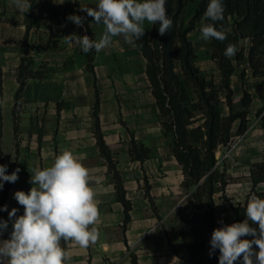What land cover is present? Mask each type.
Segmentation results:
<instances>
[{
    "label": "crops",
    "instance_id": "0c3cea01",
    "mask_svg": "<svg viewBox=\"0 0 264 264\" xmlns=\"http://www.w3.org/2000/svg\"><path fill=\"white\" fill-rule=\"evenodd\" d=\"M97 3L31 0L30 10L22 13L12 0H0V165H7L6 174L20 169L19 179L11 184L3 203L4 186L0 189V208H8L0 211V219L8 221L0 240L9 239L12 232L8 212L17 208V216L24 214L14 193L27 194L36 187L30 183L31 171L51 167L67 150L89 170V186L99 202V220L93 226L100 236L87 249L65 241L64 249L71 253V260L65 264H186L172 249L171 243L177 245L181 236L179 222L170 220L186 197L184 174L172 151V136L162 124L146 56L137 43L132 47L122 36L114 37L100 52L93 49L87 54L64 38L75 33L100 39L104 25L94 23L80 10L81 6L94 8ZM72 14L85 17L83 27L67 19ZM28 28L29 44L25 49ZM24 53L34 59V69L42 70L43 75L26 84L16 120L15 93ZM97 95L100 130L131 203L127 221L125 205L117 197L114 174L96 135ZM252 96L254 99V93ZM134 140L149 148L148 156L139 159L132 154ZM256 149H252L255 158L250 159L245 172L247 189L252 184L250 167L264 160V143ZM256 191L264 192V181ZM256 191H247L246 200L238 198L234 206L257 196ZM220 203L219 199L217 218L224 226L233 224L235 209ZM249 225L258 229L250 220ZM254 249L258 251L255 245ZM235 264H243L242 258Z\"/></svg>",
    "mask_w": 264,
    "mask_h": 264
},
{
    "label": "trees",
    "instance_id": "16d2710c",
    "mask_svg": "<svg viewBox=\"0 0 264 264\" xmlns=\"http://www.w3.org/2000/svg\"><path fill=\"white\" fill-rule=\"evenodd\" d=\"M210 0H166L167 15L173 20L172 29L164 36L159 35V22L152 25L151 31L137 45L147 58V74L152 91L159 106L162 124L166 133L172 137V151L182 166L183 186L188 193L187 200L180 207L179 244L171 243L173 251L186 264H219V249L208 253V245L214 229L224 227L217 218V198L226 196L229 180L226 171L220 168L216 151L223 144L227 145L234 133V122L238 121L235 134L245 132L248 126L252 91L246 86L245 78H256L254 91L261 101L257 115L261 116L264 126V0H222L225 6L224 20L217 22L228 29L227 39L223 42L209 40L211 58L219 72L218 80L207 76L196 63V51L190 33L197 21L203 19V25L210 23L204 18V12ZM194 4L189 20L188 8ZM28 33L24 39L27 49ZM236 44L239 52L232 58L224 55L226 46ZM247 66L240 71L243 95L242 108L233 106L234 89L232 76L242 61ZM35 61L31 56L22 55L18 68L19 86L15 93L14 115L23 102V91L32 78H41L42 70L34 69ZM1 80V76H0ZM225 98V99H224ZM99 95L95 104L96 135L101 152L107 157L109 169L114 174L117 197L125 205L126 218L131 207L126 198L123 179L116 167L113 156L106 145L97 117ZM227 105L229 113H224ZM132 154L143 159L148 156L149 148L133 141ZM12 171L7 174H11ZM251 190L264 181V160L255 162L250 167ZM12 183L4 182L2 203L5 201ZM221 192V195L217 194ZM147 195L153 202L147 189ZM257 197L264 198V192L256 191ZM246 201L239 202L235 209L234 223L242 222L246 216ZM222 222V223H221ZM241 239H245L242 237ZM61 247L65 241L61 240ZM254 247V246H253ZM135 264H138L135 261Z\"/></svg>",
    "mask_w": 264,
    "mask_h": 264
},
{
    "label": "clouds",
    "instance_id": "9594fccd",
    "mask_svg": "<svg viewBox=\"0 0 264 264\" xmlns=\"http://www.w3.org/2000/svg\"><path fill=\"white\" fill-rule=\"evenodd\" d=\"M12 2L22 13L32 6L31 0ZM80 10L93 18L94 23L103 24L105 29L99 40L75 33L64 37L70 46H78L86 54L93 49L100 52L109 47L117 36L135 47L145 35L142 26L145 20L152 25L159 22L161 36L173 27V20L167 15L166 0H98L94 8L81 6ZM225 10L222 0H210L203 15L211 22L200 28L204 41L227 39L229 30L222 24L219 28L216 26L224 20ZM67 19L77 27L84 26L85 17L72 14ZM239 50L238 45L229 43L224 55L232 58ZM6 172L7 165H0V189L3 182L15 183L19 179V168L10 175ZM31 174L30 183L36 187L27 194L23 191L14 193L24 214L17 216V208L8 212L9 220L13 221L12 232L9 239L0 240V264H65L71 260V253L61 247V240L73 241L87 249L100 236L93 226L99 220V202L95 199L94 189L89 186V170L66 150L56 157L51 167L33 169ZM0 211H8L7 205ZM245 214L247 219L243 222L213 230L210 245L213 251L219 249V264H235L240 258L243 264H254V258L255 264H264V198L251 197ZM249 220L258 225V229L251 227ZM7 228L8 221L0 219V236ZM249 236L252 239H241Z\"/></svg>",
    "mask_w": 264,
    "mask_h": 264
},
{
    "label": "rangeland",
    "instance_id": "374dc122",
    "mask_svg": "<svg viewBox=\"0 0 264 264\" xmlns=\"http://www.w3.org/2000/svg\"><path fill=\"white\" fill-rule=\"evenodd\" d=\"M193 9L194 4H191L188 8L189 15L186 17L187 20L190 19ZM142 26L145 28L146 32L149 33L151 31L152 24L150 22L145 20L142 23ZM202 26L203 19L197 21L195 29L190 33V38L193 41L196 51V63L204 74L209 77L213 76L218 80L219 72L217 70L215 61L211 58L209 41H204L201 38L200 28ZM246 66L247 61H242L241 64L236 67V70L232 76V85L234 89L233 106L235 110L242 108L241 97L243 95V88L241 85L240 71ZM255 81L256 78L252 77L249 71V75L245 78V83L252 93H254L255 98L250 106L251 112L249 114L247 129L243 134H235L239 121L236 120L232 128V132L234 133L233 137L227 145L221 144L216 151V157L218 158V163H220V168L226 171V176L229 180V183L226 186V196H220V198H217V203H219L220 199L222 202L220 205L228 209L238 202V198H242V201H245L249 195L247 191H251V189H247L246 184H244L247 176L245 175V172H247V166L250 159L255 158L252 153L254 151L257 152L256 147H262V144L264 143L263 120L261 119L260 115H257V111L261 106V101L259 98H257L256 92L254 91ZM224 113H229L227 105H224ZM252 149H254V151ZM249 153L252 155L249 156ZM184 191L186 193L185 188ZM218 195H221V192H219L217 196ZM187 197L188 193H186V197L180 207L185 204ZM180 207L178 209H180ZM179 216L180 210H178L177 214L174 215L170 220L174 221L175 223L179 222L180 224Z\"/></svg>",
    "mask_w": 264,
    "mask_h": 264
}]
</instances>
